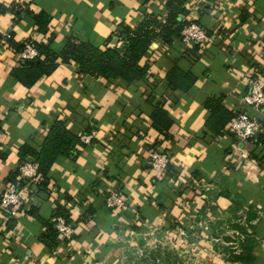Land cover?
<instances>
[{"label":"crops","instance_id":"0c3cea01","mask_svg":"<svg viewBox=\"0 0 264 264\" xmlns=\"http://www.w3.org/2000/svg\"><path fill=\"white\" fill-rule=\"evenodd\" d=\"M187 6L188 15L199 8L193 15L207 30V41L155 42L148 58L157 57L156 87L146 80L126 85L118 78L84 75L74 61L61 58L51 75L27 87L12 75L20 64L14 54L6 51L0 57V197L13 172H18L14 183L25 186L19 148L39 149L55 120H65L80 137L95 132L89 142L81 137L84 146L55 160L47 188L29 187L20 216L0 207V264H125L131 247L152 231L164 236L191 217L194 226L206 222L216 230L209 235L189 230L188 237L221 240L219 255L240 254L247 234L254 235V264H264V145L249 142L237 149L230 133L214 136L206 126L210 111L205 106L209 96L222 95L228 109L246 111L257 121L264 118V108L243 102L252 70L264 82V0H188ZM164 8L160 0H0V32L12 30L19 44L52 38L56 52L73 37L101 47L120 45L121 25L136 26ZM41 13L49 20L47 32L35 18ZM175 61L198 78L187 93L172 94L164 79ZM151 93L155 97L149 102ZM163 98L175 123L172 140L161 146L171 156L170 170H180L166 178L153 172L146 148L159 135L149 128V114ZM241 149L246 157L239 155ZM115 190L123 193V205L111 208L106 197ZM58 204L70 209L76 232L71 240L60 236L51 249L41 239L45 225L38 215L54 220ZM251 209L256 217L249 220ZM223 223L230 228L225 233L217 229ZM239 224L247 231L235 227ZM227 263L245 264L231 257Z\"/></svg>","mask_w":264,"mask_h":264},{"label":"trees","instance_id":"16d2710c","mask_svg":"<svg viewBox=\"0 0 264 264\" xmlns=\"http://www.w3.org/2000/svg\"><path fill=\"white\" fill-rule=\"evenodd\" d=\"M188 0H166L165 8L156 16L148 14L136 26L121 25L122 29L117 34L122 38L120 45H105L101 47L90 42L79 41L75 37L69 39L61 52H56L51 47V39L45 42H33L40 52V56L35 59H28L20 62L12 70V75L27 87L33 86L38 80L44 76L51 75L58 67L57 60L62 59L63 62L74 61L78 65L80 73L90 75L101 79H120L126 85H131L135 81H149L153 87H156L158 80L156 76L160 74L155 69L157 57L154 60L148 58L151 47L157 41L163 42L165 45L172 44L175 40H183L182 32L188 21L184 16L189 14L187 6ZM23 10L16 11L18 17ZM39 29L43 32L48 31L49 20L44 13L35 16ZM10 44L20 51L25 43H17L14 38L10 40ZM168 89L172 94L187 93L190 91L197 81V76L190 68L180 61L167 70L164 76ZM149 102L154 101V95L148 96ZM167 99L158 100L149 114V128L156 130L159 135L153 141H147L146 148L149 152L155 149H163L162 144L167 140H172L171 128L175 120L171 116L167 108ZM205 106L209 109L210 115L206 120L207 128L214 136L230 133L232 137L236 135L227 129L229 123L239 111L234 112L228 109L223 103V96H209L205 100ZM259 130L249 142H253L257 147L264 145V118L257 121ZM1 129V125H0ZM248 142V143H249ZM78 133L66 124L65 120L57 119L49 128L42 146L38 149L30 144H24L19 148L21 162L27 160H35L39 163V179L35 182L39 190L47 188L51 182V169L55 160L60 156H69L79 147L84 146ZM165 150V149H164ZM256 149L251 150V155H257ZM30 157V159H29ZM264 156L261 155L260 161L263 163ZM170 164L167 172L163 175L165 178L171 174L179 175V169L170 170ZM174 171V173H173ZM194 173V172H193ZM18 172H13L7 177L8 184L14 183ZM203 175L195 174L193 178H202ZM31 194V192H30ZM107 199V197H106ZM30 209L31 214L35 213V208ZM59 216L64 217L71 222V212L68 207L58 204L54 213V220H45L38 215L45 225V231L42 233L41 239L51 249L59 243L60 233L55 227V219ZM256 217V212L252 209L248 212V219ZM236 228L244 232L246 228L240 224L235 225ZM254 228V227H252ZM249 235L242 243L243 252L240 254L231 253L233 261H242L245 264H254L256 256V238Z\"/></svg>","mask_w":264,"mask_h":264},{"label":"built area","instance_id":"2783aa9c","mask_svg":"<svg viewBox=\"0 0 264 264\" xmlns=\"http://www.w3.org/2000/svg\"><path fill=\"white\" fill-rule=\"evenodd\" d=\"M166 0H160V2ZM199 8H193L190 15L185 19L188 25L185 26L182 36L184 42H195L204 44L207 41V30L196 21L193 15ZM195 12V13H194ZM14 38L12 30H4L0 32V57L10 51L14 54L18 62L28 59H35L40 56V52L32 42H26L20 51L10 44V40ZM252 69V68H251ZM252 77L248 92L243 96V102L252 108H264V82L262 74L257 70H252ZM229 130L233 132L238 140L237 149L241 148V144H248L249 140L255 136L259 130V123L248 112H240L235 116L229 124ZM95 135V132L89 135H81L82 139L89 142ZM3 138V131L0 129V143ZM239 155L246 157V153L241 149ZM171 163L170 154L164 149H155L150 152V165L153 172L163 176ZM21 176L26 182L24 187H19L16 183H10L6 186L2 196L0 197V207L7 211L9 216L18 217L22 213L21 207L27 201L30 194V186L34 184L40 176L39 163L35 160H27L20 166ZM107 205L111 208H117L123 205V193L121 191H112L107 197ZM55 227L59 231L60 236L66 240H71L75 235V227L64 217L59 216L55 219Z\"/></svg>","mask_w":264,"mask_h":264},{"label":"rangeland","instance_id":"374dc122","mask_svg":"<svg viewBox=\"0 0 264 264\" xmlns=\"http://www.w3.org/2000/svg\"><path fill=\"white\" fill-rule=\"evenodd\" d=\"M194 217L187 219L185 223H180L178 226L169 230L164 236L158 235L159 231H155L150 238L139 242L140 244L134 246V249L127 252L124 258L125 264H231L227 263L230 257L228 253L223 252L219 255L217 246L222 247L221 240L217 243L216 240H211L209 237L200 238L189 236V230L205 231L207 235L209 232L215 231L216 227L209 226L208 223L197 224L194 226ZM203 220V218H202ZM177 224V223H175ZM228 223L218 226V231L225 233L229 231ZM185 225V226H184ZM184 226V227H183ZM186 235V237H185ZM200 239V240H199ZM225 246V244L223 245ZM130 248V247H129ZM225 248V247H224ZM217 250V251H216Z\"/></svg>","mask_w":264,"mask_h":264}]
</instances>
